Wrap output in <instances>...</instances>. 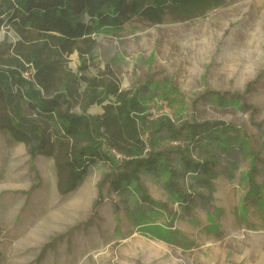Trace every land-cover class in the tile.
<instances>
[{"label": "rangeland", "instance_id": "obj_1", "mask_svg": "<svg viewBox=\"0 0 264 264\" xmlns=\"http://www.w3.org/2000/svg\"><path fill=\"white\" fill-rule=\"evenodd\" d=\"M95 38L85 74L115 75L123 89L140 90L149 125L169 117L176 129L193 121L207 126L202 129L206 135L186 151L196 161L215 163L209 164L206 184L198 182L187 193L213 202L214 222L200 225L191 242L185 238L188 231H180L176 220L182 208L168 188H190L192 179L173 153L172 178L161 172L139 174L151 202L133 221L141 223L136 225L138 236L151 245L139 250L116 240L102 248L94 240V224L101 199L108 203L120 197L107 178L113 169L105 162L93 165L77 193H64L65 172L57 167L67 159L57 146L61 137L41 119L54 144L36 156L0 128V264H264V0L169 6L161 21L135 17L120 28L98 31ZM17 39L11 29L0 31V47ZM81 63L78 52L67 57V69L74 73ZM85 103L79 96L72 111L98 112ZM24 113L37 119L27 107ZM164 129L153 139L168 138ZM185 139L181 134L163 145L187 148ZM222 176L231 182L216 178ZM150 177L155 183L147 186ZM132 192L142 201L140 193ZM250 195L253 201L247 202ZM156 211L163 215L157 224L148 216Z\"/></svg>", "mask_w": 264, "mask_h": 264}, {"label": "trees", "instance_id": "obj_2", "mask_svg": "<svg viewBox=\"0 0 264 264\" xmlns=\"http://www.w3.org/2000/svg\"><path fill=\"white\" fill-rule=\"evenodd\" d=\"M213 1L0 0V31L11 29L18 36L16 42L0 47V105L3 106L0 128L36 156L54 144L39 122L45 119L62 138L57 146L67 159L57 167L59 172H65L66 191L75 189L88 176L91 166L108 163L113 169L107 176L112 178L111 190L121 197L133 220L145 208V202H151L141 187L140 172H161L172 178L169 161L171 154L176 153L184 175L192 180L190 188L176 186V190L171 185L168 190L177 195L182 213H190L200 194H188L187 190L196 189L198 182L204 186L212 173L210 166L215 163L196 161L187 153L190 143L197 144L200 136L206 135L202 129L207 126L193 121L185 124L190 130L183 133L185 127L176 129L169 117L149 125L140 90L123 89L115 75L105 79L85 73L87 62L94 55L98 31L120 28L139 16L158 22L169 6L182 9ZM75 52L82 61L78 74L67 69V57ZM26 73L30 79L24 76ZM82 81L84 87L78 88ZM79 96H83L87 107L101 106L102 113L86 115L72 111ZM24 107L37 119L25 114ZM164 128L168 138L153 139ZM181 134L189 147L163 145ZM80 142H85L84 146ZM112 151L126 158L117 161ZM171 183L178 184L172 179ZM132 189L140 193L142 201L135 200Z\"/></svg>", "mask_w": 264, "mask_h": 264}, {"label": "crops", "instance_id": "obj_3", "mask_svg": "<svg viewBox=\"0 0 264 264\" xmlns=\"http://www.w3.org/2000/svg\"><path fill=\"white\" fill-rule=\"evenodd\" d=\"M97 106L96 108H99L98 112L95 110L90 115H97L102 113V107L94 104L90 107ZM94 112V113H93ZM222 182H231L229 179H226L224 176L222 177H216ZM147 186H151L152 182L155 183V181L150 177L149 181L145 179ZM81 187V184H79L75 189L71 191L64 190V193L72 194L77 193ZM255 189V188H254ZM258 192H261L260 190ZM164 191H159V194L161 195V198H163ZM251 193L257 194L256 190H252ZM113 194V193H112ZM216 195V189H214V193ZM259 194V193H258ZM260 195V194H259ZM165 197V196H164ZM166 198V197H165ZM112 201H109L108 203L102 201L101 204L97 207L98 212H100V215H96V222L94 226L96 225V234H94V240L96 242H100V245L103 243H113L116 240L117 241H129L133 243L131 247H134L136 249H143L148 248L147 245L149 244L150 240L144 239V237H139L137 233V226L138 224H141L140 222H135L130 217L127 208L124 204L121 202V197H112ZM208 200L205 198L204 200L201 197L196 198V203L192 205V209L190 213H183L180 218H178L176 221L178 224H180L181 230H187L188 233L185 235V238L187 241H193L195 240V235L198 236L200 225H206L207 223H211L210 221H213L214 217L211 213H213V209L216 208V206L213 204V202H207ZM248 201L252 200V195H250L247 198ZM236 202V201H235ZM116 206L118 209H116ZM218 208V206H217ZM212 211V212H211ZM148 216H151L154 218L155 222L151 223H160V221H163V215L158 214L156 211L155 213H150ZM167 216V215H166ZM164 230H168V228H164ZM99 231V232H98ZM130 243V244H131ZM151 245V244H149ZM164 247V244H162ZM129 248V246L127 247ZM126 253L127 249L125 248ZM129 252L134 255L136 251H132L129 249ZM86 255V254H84ZM173 256V255H171Z\"/></svg>", "mask_w": 264, "mask_h": 264}, {"label": "built area", "instance_id": "obj_4", "mask_svg": "<svg viewBox=\"0 0 264 264\" xmlns=\"http://www.w3.org/2000/svg\"><path fill=\"white\" fill-rule=\"evenodd\" d=\"M24 76H25L27 79H30V75H29V74L26 73ZM114 152H115V155L118 156L117 158H118L119 160L122 161L123 159L126 158L124 155H121V154L117 153L116 151H114Z\"/></svg>", "mask_w": 264, "mask_h": 264}]
</instances>
